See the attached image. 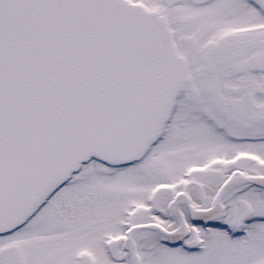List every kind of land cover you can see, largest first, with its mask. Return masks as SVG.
Segmentation results:
<instances>
[{
	"label": "snow or ice",
	"instance_id": "6c2138e0",
	"mask_svg": "<svg viewBox=\"0 0 264 264\" xmlns=\"http://www.w3.org/2000/svg\"><path fill=\"white\" fill-rule=\"evenodd\" d=\"M0 264H264V0H0Z\"/></svg>",
	"mask_w": 264,
	"mask_h": 264
}]
</instances>
